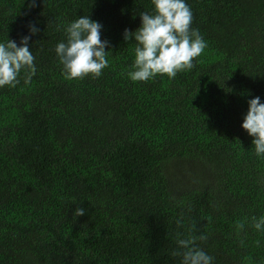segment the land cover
<instances>
[{"label":"trees","instance_id":"obj_1","mask_svg":"<svg viewBox=\"0 0 264 264\" xmlns=\"http://www.w3.org/2000/svg\"><path fill=\"white\" fill-rule=\"evenodd\" d=\"M28 2L0 0V42L40 28L35 76L0 88V264H173L181 213L215 264H264V236L234 229L264 215V159L240 126L248 100L264 102V0H187L207 48L146 82L127 76L122 33L151 0ZM83 15L103 25L109 66L68 80L57 25Z\"/></svg>","mask_w":264,"mask_h":264},{"label":"clouds","instance_id":"obj_2","mask_svg":"<svg viewBox=\"0 0 264 264\" xmlns=\"http://www.w3.org/2000/svg\"><path fill=\"white\" fill-rule=\"evenodd\" d=\"M152 11L141 12L139 27L124 29L122 39L135 42L132 70L127 72L132 82H146L156 76L176 77L177 73L191 70L193 61L207 48V42L199 29L193 28V12L187 0H151ZM37 6V0H29L28 8ZM103 25L83 15L66 24H58L64 39L57 42L54 53L62 66V74L68 80L85 77L99 78L109 66L108 40L101 38ZM40 32L35 22L27 25V34L19 43L6 39L0 42V88L16 87L23 78L29 84L36 74L35 57L30 49L32 37ZM247 112L241 128L252 138V148L257 158L264 159V102L256 96L247 102ZM86 209L77 207L75 216H83ZM181 213L175 220L174 246L168 252L173 264H215V257L204 248L206 233L197 228L196 222ZM237 234L249 229L264 236V215H252L237 221ZM241 246L244 239H240ZM257 239L255 244L261 246Z\"/></svg>","mask_w":264,"mask_h":264}]
</instances>
